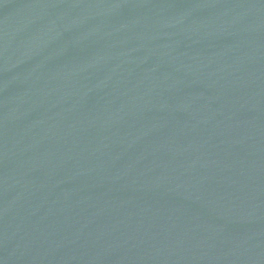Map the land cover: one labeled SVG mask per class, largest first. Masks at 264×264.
Instances as JSON below:
<instances>
[{"label": "water", "instance_id": "1", "mask_svg": "<svg viewBox=\"0 0 264 264\" xmlns=\"http://www.w3.org/2000/svg\"><path fill=\"white\" fill-rule=\"evenodd\" d=\"M0 264H264V0H0Z\"/></svg>", "mask_w": 264, "mask_h": 264}]
</instances>
